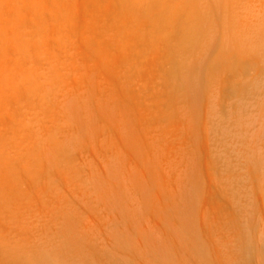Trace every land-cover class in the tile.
Returning a JSON list of instances; mask_svg holds the SVG:
<instances>
[{
    "label": "rangeland",
    "instance_id": "obj_1",
    "mask_svg": "<svg viewBox=\"0 0 264 264\" xmlns=\"http://www.w3.org/2000/svg\"><path fill=\"white\" fill-rule=\"evenodd\" d=\"M0 264H264V0H0Z\"/></svg>",
    "mask_w": 264,
    "mask_h": 264
}]
</instances>
